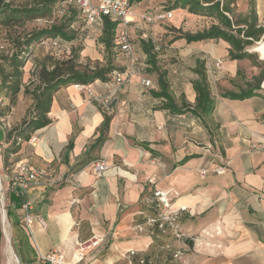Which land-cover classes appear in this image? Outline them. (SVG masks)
<instances>
[{"label":"crops","instance_id":"obj_1","mask_svg":"<svg viewBox=\"0 0 264 264\" xmlns=\"http://www.w3.org/2000/svg\"><path fill=\"white\" fill-rule=\"evenodd\" d=\"M163 1L141 0L136 10L130 5L134 21L129 33L138 73L119 91L104 141L97 145L96 138L108 113L71 83L53 93L51 122L31 134L34 140L21 142L18 151L10 154L13 163L27 160L44 172L28 194L31 213L39 215L45 225L36 217L27 224L20 207L8 217L17 264H55L41 258L46 253L62 255L59 264H134V260L140 264V258L149 264H167L177 250L180 259L173 264H264V58L254 56L256 63L247 57L230 59L226 41L172 39L171 31L156 22L154 33L171 37L156 57L173 100L168 105L165 97L157 95L156 74L145 64L144 25L137 20L144 3L155 12ZM255 11L264 23V0H256ZM181 13L184 18L190 15ZM173 24L180 27L179 22ZM134 26L141 31L138 37ZM88 31L81 55L102 60L93 36L101 28L93 24ZM215 58H221L222 65L216 70L213 90L206 67ZM114 63L122 71L128 58L118 51ZM200 68L206 70L214 98L212 110L204 115L192 110L196 100L192 82ZM140 77L152 79L154 85L145 87ZM89 86L99 93L103 80ZM250 86L254 94L248 97L222 96ZM23 97L18 93L12 106L16 121L29 105V100L20 102ZM12 110L9 119L0 122L3 148L8 145L6 127L11 120L16 124ZM208 145L227 161L224 173L200 174V169L211 170L221 163L206 151ZM101 162L106 168L98 174L95 165ZM4 168L1 156L0 169L8 186ZM155 189L175 191L171 207H185L178 218L183 238L136 229ZM99 237L102 240L96 246L78 247L79 242ZM130 250L135 254L130 255Z\"/></svg>","mask_w":264,"mask_h":264},{"label":"trees","instance_id":"obj_2","mask_svg":"<svg viewBox=\"0 0 264 264\" xmlns=\"http://www.w3.org/2000/svg\"><path fill=\"white\" fill-rule=\"evenodd\" d=\"M131 1L139 2L141 0H130V3ZM232 2L233 0H173L171 8L181 7L191 14L210 17L211 22L196 31L180 30L181 33L175 35L172 39L184 38L187 42L222 39L229 45L228 57L230 59L247 57L256 63L253 52H249L246 48L264 37V23L259 22L252 0L249 1L250 8L248 12L238 16L235 13L234 5H231ZM161 4L163 6L157 11L170 10L167 9L168 6L164 5V2ZM59 12L64 20L57 23L55 22V16ZM79 15L80 13L74 3L69 0H31L30 3L22 5H15L10 0H0V26L5 29V32H8L6 47L9 49L5 51L6 47L2 46L3 50L0 51V122L7 120L18 93L22 92L24 96L29 98V105L24 115L16 124L6 127L5 137L8 145L3 153L4 165H6L9 155L18 151L21 142L29 140L36 129L51 122L48 113L52 95L58 88L76 82L89 84L95 80L104 81L112 71L120 70L117 69L114 63V58L118 53L115 42L119 28L118 20L109 16H102L100 20L94 23L101 28L98 44L105 53V61L101 62L98 59L81 55L83 39L89 36L88 29L82 31L80 25L73 34L69 30L73 28L74 17L79 18ZM33 19L43 20L44 24L36 30L20 31L25 22ZM57 36L71 42L69 53L50 51L35 63L28 84L24 83V65L32 54V50L42 40ZM77 40L81 42L77 43ZM141 44L146 55L145 64L150 68L152 67L150 70H153L156 74V83L160 88L157 95L165 97L168 105L172 106L173 100L168 92L165 72L159 70L156 65V57L160 53L161 45L153 43L150 38L146 37L143 38ZM155 44L159 46L158 50L154 49ZM261 64L263 66L261 76H264V64ZM205 71L204 68L198 69V78L192 82L196 92V100L192 110L198 114L202 113V115L209 114L214 106V98ZM253 90L254 87L250 86L240 92H223L222 96L240 99L254 94ZM5 99H8L7 103L4 102ZM112 115L113 113L105 114L99 127V135L96 138L97 145L104 141L105 132L108 129ZM9 173L10 171L7 175ZM7 194V216L10 218L14 210L21 208V199L15 196L10 186ZM149 198H151V201L148 206L144 207V219L138 223L144 222L147 215H156L161 211V205L154 198V190ZM148 233L155 236L170 234L156 227ZM189 243L191 244V241ZM172 255L173 253L170 254L172 263L167 264H173ZM138 262L149 264L146 258H143V263ZM134 264H137L135 260Z\"/></svg>","mask_w":264,"mask_h":264},{"label":"built area","instance_id":"obj_3","mask_svg":"<svg viewBox=\"0 0 264 264\" xmlns=\"http://www.w3.org/2000/svg\"><path fill=\"white\" fill-rule=\"evenodd\" d=\"M74 3L76 9L80 13L81 27L80 29L86 30L95 22L101 19L102 16H109L118 20L119 28L116 33L115 42L118 47V51L123 52L128 58V66L126 69L114 70L112 71L106 80L103 81V90L99 93H94L89 84L87 83H72L75 88L85 92L89 95L98 105H100L106 113H112L115 109L117 102L119 101V91L125 83H127L132 76L136 75L138 71L136 70V65L138 63V57L136 55L135 49L130 40L129 29L134 21L133 16L130 12V0H69ZM130 15V16H129ZM141 19H144L148 23L165 21L172 16L171 10L155 11L142 13ZM87 37V36H86ZM40 44L49 46L53 51L57 53L66 52L69 53L71 42L65 40L59 36L48 38L42 40ZM155 50L159 49V46L155 44ZM222 65L221 58H215L212 63L207 64V73L212 82L215 83L216 70L220 69ZM140 83L145 87H152L153 81L148 77H140ZM161 128V126H158ZM35 137H30L29 141L34 140ZM206 151L211 153L217 160L221 163L214 166L211 170L208 168L200 169V174L202 176L206 175L208 172L221 174L226 170L225 161L222 155L216 151L212 150V147L208 145ZM106 168L104 163H96L95 170L99 174ZM44 172L37 169L31 165L27 160H18L13 163L10 173L7 175L8 184L15 194V196L21 199V208L24 210V218L27 224H30L34 217H36L42 225H45V221L39 215H33L30 211L31 200L28 194V188L35 183L40 181V178ZM176 194L172 190H154V198L161 205V211L156 215H147L145 221L136 224V229L138 231H151L153 228H157L162 231H167L173 235L176 239L183 238L185 233L180 229L178 224V218L181 211L185 209L184 206L178 208L171 207V200ZM2 201V196L0 195ZM2 205H4L2 203ZM102 237L95 238L89 242H79L78 247L90 245L96 246ZM80 250V249H79ZM130 255H134L135 251L130 250ZM180 251H175L174 256H178ZM43 260L50 261L55 264L63 262L62 255H55L54 253H46L41 256ZM78 258L81 255L78 252ZM143 263V258L139 260Z\"/></svg>","mask_w":264,"mask_h":264},{"label":"rangeland","instance_id":"obj_4","mask_svg":"<svg viewBox=\"0 0 264 264\" xmlns=\"http://www.w3.org/2000/svg\"><path fill=\"white\" fill-rule=\"evenodd\" d=\"M13 4L15 5H22L24 3H30L31 0H10ZM250 0H233L232 4L231 5H234V9H235V13L236 15H244L248 12L249 8H250V3H249ZM253 1V4H254V7L256 6V0H252ZM164 5L168 6L167 9H170L172 11V16L169 18V19H166V22L165 21H161L160 22V26L162 27V29H167L169 31H171V33H169L172 36H175V35H179L181 31H196V30H199V29H202L204 28L205 26H207L208 24H210L211 22V18L210 17H202L201 15H197V14H192L190 12H188L187 10H185L184 8H181V7H175V8H171V4L173 2V0H164ZM147 3H144V11H140L138 12L137 14V20L139 22H141L143 25H144V37L146 38H150L153 43H158L159 45H161V50L160 52L162 53V51L164 50V48H166L167 44L169 43L168 40L171 38V37H164L165 33L162 32L161 35H157L154 33V28L152 25L153 24H156V22H153V23H148L146 22L144 19H141V14L142 13H148L151 11V9L149 8V6L146 5ZM138 6L140 7L141 5H137L136 4V1H131V7H132V10H136L138 8ZM143 8V7H142ZM183 11H187L190 15L185 17L182 15L181 12ZM62 14H60V12L57 14V16H55V22L59 23L60 21H63L64 20V17L61 16ZM80 16V15H79ZM80 18V17H79ZM79 18H75L74 17V20H73V28H70L69 30L72 31L71 34L75 33L78 29V27L81 25L80 23V19ZM233 19H235L233 17ZM173 21L175 22H179V25L181 28H177L174 24H173ZM44 21L43 20H30V21H27L24 23V25L21 27L20 31L22 32H26V31H30V30H36L37 28H39L40 26H42V24ZM165 22V23H164ZM181 23V24H180ZM89 29V28H88ZM134 29H135V35L136 37H138V34L141 32L140 29L136 28V26H134ZM8 32H5V29L0 26V51L3 50L2 46L6 47L7 46V41H6V35H7ZM158 33V32H157ZM101 34V33H100ZM100 34L98 35L97 33L93 34V36L95 37V40H97L99 42V37H100ZM262 41V51L264 52V37H262L259 41H256L253 45L251 46H248L246 49L249 51V52H253L254 56L256 57H261L260 56V53L256 50L253 49V47L258 43ZM81 42L80 40H77V43ZM5 51H8V47H6L4 49ZM52 49L49 47V46H45L43 47V45H36L35 48L32 50V54L30 55V57H28V61L25 62V65H24V75H23V82L28 84L30 78H31V73L33 71V68L35 66V63H37L38 60H40L41 58H43L45 55H47V53H50ZM100 50H101V47H100ZM102 60H100L101 62H104L105 61V53L102 51ZM211 87L213 88L214 90V82L211 81ZM24 96V95H23ZM29 100V98L27 96H24L20 102L22 101H25L27 102ZM8 102V99H6V103ZM12 110V109H11ZM13 111V114H12V119L14 121H16L15 119L17 118L16 115H14V113L16 112V110H12ZM8 118V116H7ZM9 119V118H8ZM6 122V121H4ZM18 122V121H16ZM10 126H7V127H11L12 125V120L10 122ZM14 123V122H13ZM4 149L5 147L3 148L2 146H0V160H1V156L3 157V153H4ZM9 158H10V155H9ZM7 159L6 160V165L5 167L7 168H4V172L6 171V173H8L10 171V169L12 168V165H13V161L10 160V159ZM0 195L2 196V201L0 199V216H1V213L5 212V217H6V230H7V233H8V237L10 239V241L8 242L12 248V251H13V246L15 245V243L13 242V246H12V241H11V225H10V220L7 216V198H6V194H7V191H8V188H9V185L6 186V180L4 179V176H3V172L2 170L0 169ZM7 187V188H6ZM2 203L4 205H2ZM2 228H3V225L2 223L0 224V264H6V259H5V255H4V251H3V247L5 245V243L7 244L6 240H5V234H4V230L2 232ZM168 252V251H167ZM168 258V257H167ZM172 258L173 259H176V260H179L180 258L178 256H174L172 255ZM148 263H150L148 261ZM166 263H172V260L170 259V261H166ZM14 264H17V261L16 263L14 262Z\"/></svg>","mask_w":264,"mask_h":264},{"label":"bare ground","instance_id":"obj_5","mask_svg":"<svg viewBox=\"0 0 264 264\" xmlns=\"http://www.w3.org/2000/svg\"><path fill=\"white\" fill-rule=\"evenodd\" d=\"M130 16V15H129ZM262 42H258L254 47L253 49L258 51L260 53V56L264 58V52L262 51ZM1 187V185H0ZM0 220H1V223L3 225V230H4V234H5V240L7 242V244L5 243L4 245V255H5V259H6V264H14V262L16 263V256L15 254L13 253L12 251V248L10 246V244L8 243L10 241L9 237H8V233H7V230H6V217H5V213L4 211L1 213V216H0Z\"/></svg>","mask_w":264,"mask_h":264},{"label":"water","instance_id":"obj_6","mask_svg":"<svg viewBox=\"0 0 264 264\" xmlns=\"http://www.w3.org/2000/svg\"><path fill=\"white\" fill-rule=\"evenodd\" d=\"M260 42H262V41H260Z\"/></svg>","mask_w":264,"mask_h":264}]
</instances>
